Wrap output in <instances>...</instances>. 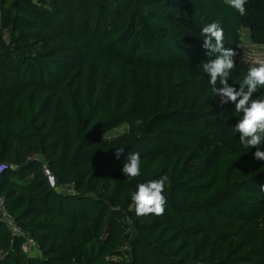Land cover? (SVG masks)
Here are the masks:
<instances>
[{
	"label": "trees",
	"instance_id": "16d2710c",
	"mask_svg": "<svg viewBox=\"0 0 264 264\" xmlns=\"http://www.w3.org/2000/svg\"><path fill=\"white\" fill-rule=\"evenodd\" d=\"M245 8L0 0V162L13 164L0 194L39 246L25 254L0 220V264H264V160L240 144L242 113L220 105L199 67L216 55L200 35L213 22L236 53L230 85L258 66L240 62L241 27L264 62V0ZM133 153L141 175L130 179L122 168ZM165 175L164 213L137 216V185Z\"/></svg>",
	"mask_w": 264,
	"mask_h": 264
},
{
	"label": "clouds",
	"instance_id": "9594fccd",
	"mask_svg": "<svg viewBox=\"0 0 264 264\" xmlns=\"http://www.w3.org/2000/svg\"><path fill=\"white\" fill-rule=\"evenodd\" d=\"M224 3L238 11L240 15L246 14V0H224ZM204 37L202 47L208 53L216 54L214 59L201 64L199 67L203 73L209 76V83L213 97H219L220 105L233 103L235 112L242 113L232 129L238 132L239 142L245 148L255 147L254 159L264 160V151L260 145L264 143V99H253V94L258 89L264 88V62L258 61V66L248 69L243 81L237 90L228 83L231 72L236 67L235 51L224 47V32L217 22L208 24L200 33ZM142 119H137L135 124L139 126ZM124 152V146L116 147L115 156L119 159ZM141 158L139 153H133L127 157L123 165L122 173L130 179L141 175ZM167 176L150 180L137 185L131 194L134 211L137 216L149 214L162 215L165 211L166 198L163 195ZM260 191L264 193V184H260Z\"/></svg>",
	"mask_w": 264,
	"mask_h": 264
},
{
	"label": "built area",
	"instance_id": "2783aa9c",
	"mask_svg": "<svg viewBox=\"0 0 264 264\" xmlns=\"http://www.w3.org/2000/svg\"><path fill=\"white\" fill-rule=\"evenodd\" d=\"M12 167V163H4L0 162V171L4 166ZM43 168H46L45 165L42 166ZM47 173L49 172L46 168ZM45 174V173H44ZM51 177V176H49ZM56 182V181H55ZM57 183V182H56ZM58 185V184H57ZM59 187V185H58ZM61 189V187H59ZM67 191H73L72 188H66ZM0 220L4 223V225L7 227L9 233L11 235H18L21 237L20 241V248L25 252V254L30 256H36V252H38L39 255V246L37 241L32 238L15 220L12 213L6 208L3 197L0 194Z\"/></svg>",
	"mask_w": 264,
	"mask_h": 264
},
{
	"label": "rangeland",
	"instance_id": "374dc122",
	"mask_svg": "<svg viewBox=\"0 0 264 264\" xmlns=\"http://www.w3.org/2000/svg\"><path fill=\"white\" fill-rule=\"evenodd\" d=\"M239 47H240V55L239 59L242 63H252L256 61H261L263 58V48L261 45L253 43L249 37V32L246 27H241L239 29ZM125 129L124 124H120L114 128H111L108 130V135H115L120 132H122ZM43 172L45 173L48 182L50 185L55 187L56 189H59L57 183L55 182L53 176L47 171L46 168H43ZM51 176V177H49ZM36 255H38V252H36Z\"/></svg>",
	"mask_w": 264,
	"mask_h": 264
}]
</instances>
